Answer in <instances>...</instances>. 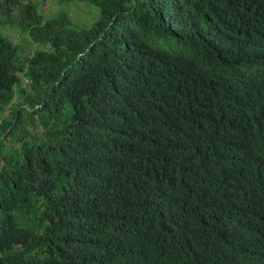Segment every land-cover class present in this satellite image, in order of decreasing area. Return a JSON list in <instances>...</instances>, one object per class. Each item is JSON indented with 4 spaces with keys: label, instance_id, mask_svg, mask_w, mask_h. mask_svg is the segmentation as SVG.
I'll list each match as a JSON object with an SVG mask.
<instances>
[{
    "label": "trees",
    "instance_id": "1",
    "mask_svg": "<svg viewBox=\"0 0 264 264\" xmlns=\"http://www.w3.org/2000/svg\"><path fill=\"white\" fill-rule=\"evenodd\" d=\"M43 2L0 0V264H264V0Z\"/></svg>",
    "mask_w": 264,
    "mask_h": 264
},
{
    "label": "rangeland",
    "instance_id": "2",
    "mask_svg": "<svg viewBox=\"0 0 264 264\" xmlns=\"http://www.w3.org/2000/svg\"><path fill=\"white\" fill-rule=\"evenodd\" d=\"M61 6L57 5L56 0H44L42 5L37 6L36 10L39 13L42 19L52 17L55 14V11L58 10ZM91 6L84 4H69L62 7L65 10L70 21L78 27H86L88 24L94 21V14L90 9ZM2 32L10 37L12 42L16 44L25 45L27 48L21 49V52L27 53L29 50L34 48V46L26 41L24 37H18L10 30L3 29Z\"/></svg>",
    "mask_w": 264,
    "mask_h": 264
}]
</instances>
